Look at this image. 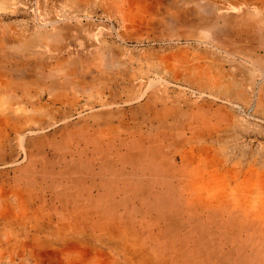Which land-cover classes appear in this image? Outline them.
<instances>
[{
  "label": "rangeland",
  "instance_id": "obj_1",
  "mask_svg": "<svg viewBox=\"0 0 264 264\" xmlns=\"http://www.w3.org/2000/svg\"><path fill=\"white\" fill-rule=\"evenodd\" d=\"M260 147L264 0H0V264H264Z\"/></svg>",
  "mask_w": 264,
  "mask_h": 264
},
{
  "label": "bare ground",
  "instance_id": "obj_2",
  "mask_svg": "<svg viewBox=\"0 0 264 264\" xmlns=\"http://www.w3.org/2000/svg\"><path fill=\"white\" fill-rule=\"evenodd\" d=\"M141 140V139H140ZM149 143L150 144H147V146H145L144 144H142L141 142H138V146L139 147H141V146H144V148L146 147V152H149L148 150H154L155 152L156 151H160L159 149H154V148H152V147H150V145L152 144V139H151V137L149 136ZM137 146V147H138ZM140 149V148H139ZM138 150V149H137ZM150 153V152H149ZM159 153V152H158ZM81 154V153H80ZM160 154V153H159ZM130 155V154H129ZM113 156V155H112ZM133 156V155H132ZM136 156V155H135ZM109 157V156H108ZM166 158V157H165ZM169 159V158H168ZM103 160V159H102ZM125 162V161H124ZM145 162V161H144ZM163 162V161H162ZM158 163V162H157ZM75 164V163H74ZM160 164V163H159ZM86 165V164H85ZM125 165H126V163H125ZM102 166V165H101ZM121 166V165H120ZM106 167V166H105ZM69 168V167H68ZM143 168V167H142ZM81 169V168H80ZM146 169V168H145ZM131 172V171H130ZM116 173V172H115ZM113 176V175H112ZM40 180V179H39ZM134 180H136V179H134ZM139 182H141V180H138ZM137 181V182H138ZM159 182V180L157 181V183ZM161 182V181H160ZM111 183V182H110ZM44 184V183H43ZM152 184V183H151ZM109 185H111V184H109ZM122 186V185H121ZM163 186H165L167 189H168V187H170L171 185L170 184H164ZM46 187V186H45ZM87 193V192H86ZM107 195V194H106ZM153 196L156 198V201L158 202L157 203V210L160 212L161 211V213H160V215L159 216H164V214H167V213H173L174 214V216H180L181 214H185V213H195V212H197V209H190L189 208V205L190 204H185L184 203V201L183 200H181L180 198H178V199H175V197H174V194H172V193H170L169 191H163V192H161V191H157V190H155V193L153 194ZM96 197H97V194H96ZM95 199V198H94ZM122 199V198H121ZM138 199V198H137ZM86 200H87V198H86ZM123 202V206L124 205H126L128 202L126 201H124V200H122ZM146 201V200H145ZM133 202V201H132ZM137 202H138V200H137ZM142 202V201H141ZM75 203V202H74ZM139 203V202H138ZM148 203H149V201H148ZM111 204V203H110ZM204 204V203H203ZM153 206H155V205H153ZM160 207V208H159ZM110 208V207H109ZM116 208V207H115ZM208 208V207H207ZM111 209V208H110ZM88 210V209H87ZM114 210V209H113ZM172 210V211H171ZM210 210V209H209ZM77 211H78V209H77ZM80 211V210H79ZM125 211V210H124ZM128 211V210H127ZM131 212V211H130ZM77 213V212H76ZM84 213V212H83ZM119 213L120 214H122L123 213V211H119ZM75 216V215H74ZM208 216V215H207ZM72 218V217H71ZM164 218V217H163ZM205 218V217H204ZM234 218V217H233ZM77 219V218H76ZM75 219V220H76ZM117 219V218H116ZM232 219V218H231ZM235 219V218H234ZM147 220V219H146ZM151 220V219H150ZM168 220V219H167ZM124 222H122L121 224L120 223H118V222H116V223H114V224H111V223H105V227L107 228V227H111V226H117V228L119 227V226H122V228H124L125 226H129L130 225V227H132L133 228V225L132 224H129V225H125V220H123ZM138 221V220H137ZM140 221V220H139ZM70 222V221H69ZM76 222V221H75ZM151 222V221H150ZM197 222V221H196ZM132 223V222H131ZM135 223V222H134ZM139 223V222H138ZM59 224V223H58ZM64 224V223H63ZM204 225V224H203ZM217 225V224H216ZM189 226V225H188ZM69 227V226H68ZM95 227V226H94ZM197 227V226H196ZM88 228V227H87ZM96 229V228H95ZM196 229V228H195ZM129 231V230H128ZM153 233H154V231H153ZM206 233V232H205ZM210 234V233H209ZM152 235V234H151ZM132 237V236H131ZM202 237V236H201ZM200 236H199V239H202ZM160 238V237H159ZM158 238V239H159ZM158 239H157V241H158ZM170 239V238H169ZM131 240V239H130ZM147 241V240H146ZM191 241V240H190ZM194 241H196L195 239L194 240H192V242H194ZM159 242L160 241H158L157 242V245L159 244ZM182 242H188V237H185L184 238V240L183 241H181V239L178 237V235H176L175 234V236H174V241H172V244H176V243H181L182 244ZM144 243V242H143ZM162 243H164V242H162ZM165 243H166V240H165ZM165 243H164V245H165ZM207 243H208V241H207ZM203 244H206V242H204ZM209 244H214L213 242L212 243H210L209 242ZM125 245H126V243H125ZM143 245V244H142ZM148 247H151V249L152 250H155L156 248H155V246H153V245H151V243L150 244H148L147 245ZM175 247V246H174ZM214 248V247H213ZM223 250V249H222ZM142 252V251H141ZM208 253H209V251H208ZM230 253V252H229ZM228 254V253H227ZM211 255V254H210ZM216 255V254H215ZM219 255V254H218ZM152 256V255H151ZM144 257V256H143ZM220 257V256H219ZM148 259V261L149 260H151L150 258H147ZM165 261V260H164Z\"/></svg>",
  "mask_w": 264,
  "mask_h": 264
},
{
  "label": "crops",
  "instance_id": "obj_3",
  "mask_svg": "<svg viewBox=\"0 0 264 264\" xmlns=\"http://www.w3.org/2000/svg\"><path fill=\"white\" fill-rule=\"evenodd\" d=\"M260 150L261 151H264V148L263 147H260ZM264 155V154H263ZM255 156H258V157H255V158H253L252 159V161L253 160H256L255 161V163L254 162H248L247 164H246V167L245 168H243V169H241V171H240V173H237V177L235 178V180L237 181L236 183H234V184H236V185H238V184H244V182H242V181H244V177L247 175V171L249 170V168H251L252 166H255V164H260L261 166H263V164H264V159H260V154H258V153H256V155ZM236 165L235 166H232V167H227L226 169H225V171H224V178H221V183L224 181H227V174L229 173V172H232V171H234V169L236 170ZM258 168V167H257ZM222 170V169H221ZM238 172V171H237ZM233 173V172H232ZM221 183H219L220 185H222ZM232 183H230L229 185H231ZM183 185V184H182ZM181 185V186H182ZM226 185V184H225ZM228 185V184H227Z\"/></svg>",
  "mask_w": 264,
  "mask_h": 264
}]
</instances>
